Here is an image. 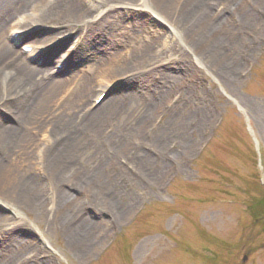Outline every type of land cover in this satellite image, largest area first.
<instances>
[{"label":"rangeland","instance_id":"374dc122","mask_svg":"<svg viewBox=\"0 0 264 264\" xmlns=\"http://www.w3.org/2000/svg\"><path fill=\"white\" fill-rule=\"evenodd\" d=\"M167 2L106 7L102 26L116 13L121 21L106 33L68 26L61 46L57 29L39 23L7 38L58 89L27 121L33 142L0 150L8 180L37 175L42 204L37 212L12 201L14 184L0 178V264H264V0ZM201 8L205 20L219 16L225 26L205 25L194 16ZM16 16L20 29L25 15ZM37 40L41 51L26 58L23 47ZM80 41L85 48L69 64ZM86 80L104 85L103 97L74 103ZM105 105L111 112L92 128L106 139L61 158L68 179L80 172L83 187L45 175L47 147L59 139L54 123L65 120L72 132ZM13 124L0 107V125ZM80 129L85 140L96 131ZM120 129L129 136L115 135ZM59 190L75 204L61 208ZM63 210L84 223L79 246Z\"/></svg>","mask_w":264,"mask_h":264},{"label":"bare ground","instance_id":"6f19581e","mask_svg":"<svg viewBox=\"0 0 264 264\" xmlns=\"http://www.w3.org/2000/svg\"><path fill=\"white\" fill-rule=\"evenodd\" d=\"M98 3H95L93 0H58V3L54 4L50 0H0V79L7 75L8 79L6 81L5 92L7 94V99L4 106H0L1 108L5 109L9 114L12 115L13 118V125L14 126H4L0 125V150H4L8 148L12 144H23L24 146L28 147L31 142H33L32 137L28 134L26 135V128L28 127L27 121L31 117V115L35 114L39 107L45 105L47 102V91L58 89L57 86H50L49 82L53 80L51 77V73L45 76V70H41L38 68H34L30 65L29 61L25 59L24 54L17 51L12 44L7 42V38L12 36L13 33H18L19 31H23V36L25 31H27L29 26H32L37 23L39 25H47L48 27H54L57 29L58 33L56 34V38L58 39L59 46L64 44L67 40L64 38V32L66 29L69 28L68 26L83 24L81 32L88 33L93 31L94 28L99 27H106L104 32L106 33L107 29L113 25V23L119 22L121 17L119 14H115L113 17L114 21L110 22L109 24L102 26V19L101 15L106 11V7L109 9H115L116 6L126 7L127 9L130 7H135L141 5L144 8H151L152 5L159 8L162 4H168L167 0H97ZM37 4L34 7V12L32 14H28V10L31 5ZM164 7V6H162ZM153 8H151L152 10ZM154 10V9H153ZM194 9L189 8L186 9L188 16L192 14ZM200 11L203 13L194 14V16L199 17L205 25L207 24L208 27H213L214 22L219 23L215 26L223 27L225 26V20H221L219 16H213L214 20H205L206 12L201 8ZM110 13V12H109ZM108 13V15H109ZM25 15L23 18L22 26L18 27L19 23H14V18H17V15ZM194 16L191 18V29L194 31ZM90 17V18H89ZM101 17V18H99ZM15 18V19H16ZM90 21H86L87 19ZM99 18V19H98ZM101 21V22H100ZM221 22H224L220 24ZM18 27V28H17ZM64 29V31H63ZM139 29V28H138ZM112 35V29H109ZM58 35V36H57ZM60 35V36H59ZM167 38V37H166ZM75 41L78 39L75 37ZM166 41V40H165ZM40 41H35L32 44H26V46H32V49L26 55L29 58H32L34 55L38 54L41 51L39 47ZM84 44V45H83ZM85 41H80L77 43L76 47H74L71 51V60H69V64L74 62L76 55L79 53V49L85 46ZM164 45L167 42L162 43ZM85 48V47H84ZM58 47L52 48L51 53L56 52ZM71 61V62H70ZM169 61V60H168ZM166 61L165 63H170ZM177 61V60H175ZM131 69H129L130 71ZM42 74L41 78L44 80L38 81V75ZM136 76V75H135ZM106 87L104 85H99L98 90L93 88L90 84L89 80H86L81 85V88L77 94L76 99L73 100L74 103L85 102L88 98H90L91 94L98 93L96 97L100 96L105 92ZM95 97V96H94ZM15 98V103L12 106L11 100ZM68 102H66L67 104ZM41 104V106L39 105ZM65 104V105H66ZM10 105V106H9ZM39 105V106H38ZM115 107V106H113ZM114 109V108H113ZM111 112V107L109 105L101 106L96 108V110L88 113L85 115V122L77 125L75 130L72 132H67V123L65 120H60L54 123L53 130L54 132L59 135V139L52 145V148L47 147L48 150L51 149L49 152V161H47V165L45 166V175L52 174L54 178L58 182L63 184L65 183H73L74 187H83V180L81 179L80 172L73 176V178L68 179L67 174L63 172L65 169V162L63 156L67 155H76L77 153L81 152V148L88 143V141L94 140L97 142L99 139L106 136L98 130L99 128L94 129L92 125L97 124L102 120L106 114ZM85 125L87 128L86 130L94 131L93 134L87 137V140L82 138L81 135V127ZM71 126V125H69ZM130 132H123L121 129L118 130L117 134L120 135V138H124L129 136ZM67 134V135H66ZM96 134V135H95ZM64 135V136H63ZM67 137V138H66ZM67 143L65 144L64 142ZM85 148V147H84ZM83 148V149H84ZM92 148V147H91ZM42 156V154H41ZM43 159L46 160V156H43ZM51 160V161H50ZM3 161L0 159V178L3 180H7L9 184H14L15 186V198L11 199L12 201H18L20 204H24L25 206L35 207V211H40L39 208L42 207L40 203L41 198L39 197L40 186L37 183V175L31 173L29 175H18L15 176L12 180H8L6 175L8 173L6 165H3ZM13 182V183H12ZM13 189V188H12ZM8 199V198H7ZM56 199L58 205L65 210L66 202H70L71 205H74V201L71 200V197L68 194H64L61 190L56 193ZM9 200V199H8ZM10 201V200H9ZM99 204H105L99 202ZM108 205L109 203L106 202ZM105 204V205H106ZM98 209L104 208L97 206ZM63 210V211H64ZM64 221L66 228H68L69 232L71 233L73 242L79 246L80 243L84 242V223L80 220L78 223H75V217L66 213L64 211ZM4 220L0 219V223ZM69 223L74 224V226L70 227ZM20 226H14L11 229H8L5 232H10L13 229H16ZM14 231V230H13ZM9 238V237H8ZM12 242L15 243V238H9Z\"/></svg>","mask_w":264,"mask_h":264}]
</instances>
